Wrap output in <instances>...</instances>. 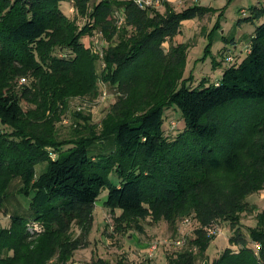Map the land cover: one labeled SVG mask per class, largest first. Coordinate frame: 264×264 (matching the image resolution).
Instances as JSON below:
<instances>
[{"label": "trees", "instance_id": "16d2710c", "mask_svg": "<svg viewBox=\"0 0 264 264\" xmlns=\"http://www.w3.org/2000/svg\"><path fill=\"white\" fill-rule=\"evenodd\" d=\"M68 3L77 17L87 18L84 27L69 18ZM91 3L0 0V213L15 180L22 184L19 194L31 197L27 214L14 212L9 227L0 226V264H67L76 251L89 247L104 191V207L114 215L117 232L143 233L141 222L149 218L174 229L178 221L194 217V243L204 256L213 240L208 230L225 220L233 232L228 243L237 250L227 248L211 264H264V211L248 228L250 240L240 227L242 214L250 210L248 197L264 190V22H259L264 5L251 7L238 22L255 25L247 55H232L234 62L219 81L192 88L184 79L190 44L173 40L185 21L202 20L215 9L189 5L176 11L164 2L161 13L129 0ZM115 9L124 14L120 26ZM96 30L108 40L118 37L103 57L102 77L118 85L121 97L100 134L78 112L80 128L60 139L57 125L69 99L97 89L98 57L82 42ZM21 79L27 83L19 85ZM174 106L186 126L169 141L164 111ZM95 147L101 150L92 153ZM41 163L47 170L37 176ZM32 222L44 231L32 235ZM124 260L119 264H130ZM196 261L190 252L169 258L168 264ZM91 264L111 263L98 258Z\"/></svg>", "mask_w": 264, "mask_h": 264}, {"label": "rangeland", "instance_id": "374dc122", "mask_svg": "<svg viewBox=\"0 0 264 264\" xmlns=\"http://www.w3.org/2000/svg\"><path fill=\"white\" fill-rule=\"evenodd\" d=\"M100 0H92L91 6ZM167 3V0H164ZM177 5L180 4L177 0ZM202 4V5H201ZM165 5V4H164ZM199 5L206 6L215 9L217 12L211 15H207L198 28L201 25H206V29L213 21L212 28L208 35L206 31L201 29L196 35L193 33V26L187 24L184 29L182 39H186L187 44H190L187 51L186 68L184 71V79L189 87L197 88L201 85L202 81H207L206 84H214L219 81L223 75L224 70L229 67L227 58L234 55V50L230 42L229 52L226 54L221 53L225 43L223 35L219 31H214V27L219 19V15L223 12L221 27L226 30V35H235V29L238 28L237 24L240 19L249 16V9L255 5H258V0H232L228 3V0H183V5L180 6L183 9L186 6ZM66 7V8H65ZM64 10L67 11L69 18L76 19L79 27H84L87 18L77 17V14L71 3L66 4ZM245 13H242V10ZM115 17H124L121 11L115 9ZM209 19V20H208ZM247 27V26H246ZM249 27H247L248 29ZM250 29V28H249ZM232 31V32H231ZM248 31V30H247ZM208 32V31H207ZM231 32V33H230ZM82 42L86 47L91 50L92 55H96L97 63V89L89 95L77 96L70 98L68 101V109L63 117V120L57 125L58 136L60 139H66L71 136L73 129L80 128L79 124L75 121V114L82 113L83 116H88L89 120L87 124L91 125L97 134H100L103 122L108 117L113 106L118 102L121 97L118 85H111L103 80V73L105 69V63L103 57L110 46H115L118 42V37H113L108 40L104 34L96 30L92 35L86 36L82 39ZM174 42V40H173ZM175 44V42H174ZM168 43L165 44V48L168 49ZM60 57H68L71 55L68 52H59ZM29 82V81H28ZM19 85H25L26 80L21 79ZM21 106L24 110H28L30 107L27 102L22 101ZM185 121L182 113L178 108L170 107L164 111V124L163 129L165 136L169 141H174L185 130ZM111 148V147H109ZM108 148V149H109ZM67 149V148H65ZM50 157L53 159L57 157L54 149L48 148ZM100 148H92V153H97ZM47 163H41L36 166V174L40 176L47 170ZM109 178L113 182H117V177L114 173H111ZM22 187L21 181L15 180L10 186L9 199L5 203V211L0 213V226L7 228L10 225V215L14 212L21 214H27L31 197H25L19 194V189ZM104 192L98 199L95 209V222L92 232L89 236L90 245L86 249H81L75 252L73 258L67 264H91L93 259L103 258L108 260L111 264H119L123 259L130 264H168V259L180 254L190 253V249L197 257L196 264H203L204 259L209 260V264L218 258L227 248L237 250L236 247L229 245L228 240L232 235L229 221L222 220L217 223L216 228L218 233L213 237L210 245L208 246L204 256H200L199 247L194 243L196 239V229L198 223L194 217L189 218V223L185 222V219L178 221L177 226L173 229L169 227L164 221L153 223L151 219H147L141 222L144 227V232L140 233L134 229L125 233L117 232L114 229V215L109 209L104 207L103 198ZM248 201V199H247ZM249 203V202H248ZM250 205V210L244 212L241 216V229L247 235L248 228L254 227L256 224L257 211ZM121 211L117 210L116 215H120ZM75 235L80 233V230L74 228ZM133 237L135 239H133ZM138 238V239H137ZM32 239H35L32 238ZM178 240H186V246L179 248L175 245ZM250 240V239H249ZM140 244L151 245L154 242L159 243V248L156 252V256L153 259H148L145 251L139 248ZM253 244H251L252 246ZM124 260V261H125ZM205 263V262H204Z\"/></svg>", "mask_w": 264, "mask_h": 264}, {"label": "crops", "instance_id": "0c3cea01", "mask_svg": "<svg viewBox=\"0 0 264 264\" xmlns=\"http://www.w3.org/2000/svg\"><path fill=\"white\" fill-rule=\"evenodd\" d=\"M178 2H179V0H178ZM167 3L171 7H173L176 11L182 10L180 8L179 4L178 5L176 4L177 0H167ZM263 5H264V0H258V5H255V6H263ZM204 7H206V6H204ZM159 11L161 13H164L165 12V5H163L161 8H159ZM242 13H245L244 9L242 10ZM249 14H250V11H249ZM209 16H210L209 19H211V15H209ZM205 18H207V17H205ZM205 18H203L202 20L194 19V20H190V21H185L183 23V26H182L181 34L174 38L175 44H180V43L186 42V39H182V37L184 34L185 26L187 24H191L193 26V31H194L193 33H195L196 35L200 32L201 29H204V31H206L205 32L206 35H208L211 28H212V23H213L212 20H210V23H209L207 29H206V25H201V27L198 28V26L200 25L199 23H201V21H203ZM259 22L260 23L264 22V19L260 20ZM221 25H223V22H221ZM221 25H220V28L218 31L221 32V34L223 35V39H224L225 43H227L224 45V48H223L221 53L226 54L227 52H229L230 48H229L228 42H230L232 47H233V50H234L233 56H236L239 54H241L242 56L247 55L246 48L249 47V45H250L251 39H252L254 31H255V25L251 24V23H242V24L238 23L237 24L238 28L235 29V35H233V36H231V35L227 36L226 30L223 29L221 27ZM246 26L249 27L250 29L249 28L247 29ZM107 195H108V191H104L103 204L107 198ZM248 202L254 208V211H257L258 213L263 212L264 211V190L260 191L259 193H255V194L249 196ZM135 238L133 237V239H135ZM147 247L148 246L145 243L144 244L139 243V248L141 250H145Z\"/></svg>", "mask_w": 264, "mask_h": 264}, {"label": "built area", "instance_id": "2783aa9c", "mask_svg": "<svg viewBox=\"0 0 264 264\" xmlns=\"http://www.w3.org/2000/svg\"><path fill=\"white\" fill-rule=\"evenodd\" d=\"M129 1H133L138 7H140L143 10H158L159 8H161L164 5V0H129ZM196 1V0H192ZM179 6L183 5V0H179ZM121 13L123 14V12L121 11ZM124 16V14H123ZM124 17H120V20L118 22L119 26L121 25L122 21H123ZM92 50V49H91ZM93 51V50H92ZM246 51H249V47L246 48ZM227 62L228 63H233L234 62V57L233 56H229L227 58ZM189 218L185 219L186 223H189ZM29 232L32 235L35 234H39L42 233L44 231V227L42 224L38 223V222H32L29 224ZM218 233V229L217 228H213L208 230L207 234L208 236L212 237L217 235ZM175 245L179 248H184L186 246V240H178L175 242ZM259 244H255V248L259 249ZM159 248V243L158 242H154L151 245H149L145 250V254L147 256L148 259H153L156 256V252ZM190 252H192V249L189 250Z\"/></svg>", "mask_w": 264, "mask_h": 264}, {"label": "water", "instance_id": "95a60500", "mask_svg": "<svg viewBox=\"0 0 264 264\" xmlns=\"http://www.w3.org/2000/svg\"><path fill=\"white\" fill-rule=\"evenodd\" d=\"M204 264H209V263H208V261H205V263H204Z\"/></svg>", "mask_w": 264, "mask_h": 264}]
</instances>
